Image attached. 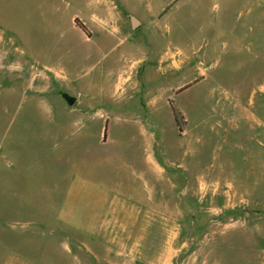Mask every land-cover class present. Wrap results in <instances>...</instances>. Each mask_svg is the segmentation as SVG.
I'll return each instance as SVG.
<instances>
[{
	"label": "rangeland",
	"instance_id": "374dc122",
	"mask_svg": "<svg viewBox=\"0 0 264 264\" xmlns=\"http://www.w3.org/2000/svg\"><path fill=\"white\" fill-rule=\"evenodd\" d=\"M100 4L0 0V264H264V2L106 0L141 23L90 61L54 52L45 33L88 34L73 13ZM68 62L71 129L58 89L38 82ZM75 178L148 205L149 225L130 218L88 246L58 215Z\"/></svg>",
	"mask_w": 264,
	"mask_h": 264
},
{
	"label": "crops",
	"instance_id": "0c3cea01",
	"mask_svg": "<svg viewBox=\"0 0 264 264\" xmlns=\"http://www.w3.org/2000/svg\"><path fill=\"white\" fill-rule=\"evenodd\" d=\"M259 1L264 2V0ZM104 3L105 4H100L99 12L91 11L88 14L73 13L75 16L83 19V23L88 27V34L84 30L75 26L72 22H70L68 28L64 30L60 29L59 26H56L51 28L49 32H46L45 34L50 35L51 38L56 36L52 38V42L54 43L52 49L55 50L54 52H56L57 48L69 51L73 50V48H79L78 51L83 55V59L90 61L93 52L104 50L105 46L103 45V42L106 39V35H114V33H118L119 31L122 32V29L126 27L127 29H132L129 23V16L133 15L131 11L125 8L118 9V7H116V13L112 11V6L106 4V0H104ZM74 15L72 17H74ZM114 19L122 21V26L119 24L118 27L109 28V20ZM140 23L141 21L139 20V24ZM99 33H102L103 36H101V34L99 35ZM170 55L171 54L166 55V60H164L167 67L170 66ZM71 69L72 65L70 62L63 67L54 64H44L38 68V82H48L51 85L50 90L58 89L57 92H59V94L60 91H64L75 98L73 104L70 105L67 103V108L61 107L60 110L64 117H60L59 114H56L55 117L58 124L65 125L68 129H71V126H69L70 123H79L78 120L80 116L74 107L78 97L75 94H72V92L66 90L61 84V81L68 79V72ZM46 91L47 90L44 92ZM44 92L38 91V94ZM51 92L53 93V91ZM62 101L61 104L63 103ZM104 130H106V136H108V128L106 126L104 127ZM104 130L101 132L103 133ZM149 161L150 159L147 156L145 160V163H147L146 168L148 167L147 165ZM140 169H142L140 172L141 178H147L148 172L147 170H144V166ZM82 192L85 193L83 207L81 206L84 211V216L82 217V220L74 221L72 219L73 211L79 207L78 198L80 197L79 194ZM140 204H138L136 209L133 208L130 210L126 205V202L119 204L116 202L114 203L111 199V194H109L106 188L104 189L101 186L91 183L87 179L75 178L73 183L67 189L65 201L61 205L58 215L65 224L82 232L86 236V240L88 239L86 241L87 245L90 246L95 243V241L99 240L100 236L111 234L112 228L125 225L126 220L130 218L136 219V217L138 218L139 216H142L141 224L148 226L149 207L148 205L145 206ZM145 217L146 220L144 219Z\"/></svg>",
	"mask_w": 264,
	"mask_h": 264
},
{
	"label": "water",
	"instance_id": "95a60500",
	"mask_svg": "<svg viewBox=\"0 0 264 264\" xmlns=\"http://www.w3.org/2000/svg\"><path fill=\"white\" fill-rule=\"evenodd\" d=\"M130 18V25H131V28H136L138 25H139V20L133 16V15H130L129 16ZM60 95L62 96V98L68 103V104H73L75 98L74 96H71L69 95L68 93L64 92V91H60Z\"/></svg>",
	"mask_w": 264,
	"mask_h": 264
}]
</instances>
